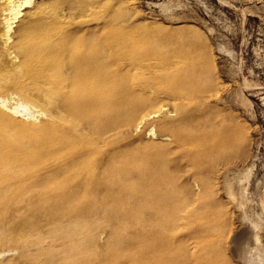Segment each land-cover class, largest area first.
Returning <instances> with one entry per match:
<instances>
[{
    "label": "bare ground",
    "instance_id": "bare-ground-1",
    "mask_svg": "<svg viewBox=\"0 0 264 264\" xmlns=\"http://www.w3.org/2000/svg\"><path fill=\"white\" fill-rule=\"evenodd\" d=\"M91 3L0 0V104L16 98L23 112L49 117L17 120L0 108V247L26 248L21 264H187L181 224L202 220L210 229L216 218L187 210L169 166L186 159L200 175L232 150L236 127L207 107L211 83L198 55L160 50L154 38L120 28L107 7L92 17L102 26L88 28ZM161 94L181 102L175 118L160 119L169 145L131 147L115 137ZM200 183L208 197L211 184ZM98 217L112 228L103 250L92 238ZM146 222L153 234L130 235Z\"/></svg>",
    "mask_w": 264,
    "mask_h": 264
},
{
    "label": "rangeland",
    "instance_id": "rangeland-1",
    "mask_svg": "<svg viewBox=\"0 0 264 264\" xmlns=\"http://www.w3.org/2000/svg\"><path fill=\"white\" fill-rule=\"evenodd\" d=\"M89 2L93 6L86 11L85 19L91 20L88 28L102 26V19L92 20V17L97 12L103 13L107 7L118 13L120 28L154 38L161 45L160 50L168 49L173 54L188 51L198 55L207 84L211 83L206 87L209 91V95L207 89L205 93L207 107L217 116L216 120L233 123L236 127L238 138L232 150L207 164L200 175L195 174L186 159L175 160L169 166L177 176V186L189 200L187 210L210 211L216 218L210 229L202 220L181 224L176 237L177 243L184 244L189 257L187 264H264V0ZM27 10L29 8L23 12ZM62 13L70 15L72 11L66 9ZM160 96L156 106L147 108L131 125L118 128L115 137L131 147L151 143L169 145L171 139L161 131L160 119L175 118L181 102L173 101L165 94ZM157 106L163 110L158 111ZM0 108L17 120L42 122L49 119L34 108L23 112L16 98L1 102ZM15 108L21 112L16 113L18 109ZM148 109L155 113L148 115ZM151 129L155 130L154 135L149 132ZM182 152L184 150L177 151V155L182 156ZM200 179L211 184L212 191L207 199L200 196ZM153 217L154 213L147 211L144 219ZM96 222L98 230L92 238L103 250L112 240V228L110 230L102 217ZM143 230L149 234L156 231L146 222L132 225L129 233L132 237L142 236ZM14 248L10 244L0 247V264H21L27 249Z\"/></svg>",
    "mask_w": 264,
    "mask_h": 264
}]
</instances>
